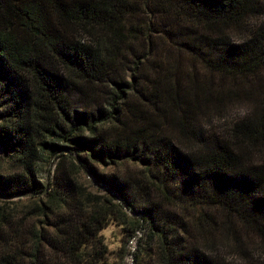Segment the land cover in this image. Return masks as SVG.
<instances>
[{
    "label": "trees",
    "instance_id": "trees-1",
    "mask_svg": "<svg viewBox=\"0 0 264 264\" xmlns=\"http://www.w3.org/2000/svg\"><path fill=\"white\" fill-rule=\"evenodd\" d=\"M239 97L250 113L208 132ZM259 149L264 0H0V264H103L111 223L145 226L135 264H264ZM216 213L240 262L207 242Z\"/></svg>",
    "mask_w": 264,
    "mask_h": 264
},
{
    "label": "rangeland",
    "instance_id": "rangeland-1",
    "mask_svg": "<svg viewBox=\"0 0 264 264\" xmlns=\"http://www.w3.org/2000/svg\"><path fill=\"white\" fill-rule=\"evenodd\" d=\"M208 79H210V77ZM211 83L214 86H221L224 88L229 87L232 89L233 87L235 90L236 89L241 90V88L243 89V87H248L249 85H251L247 82L244 83V81H240V80H231L228 78L220 79L217 76L211 78ZM251 86H254V84L252 83ZM229 104L231 105L227 108L228 110L223 119L219 121V120H215L214 117V119L211 120V122L207 126L208 132H213L214 134H219V135L221 134L223 135L225 133L227 134V129L229 126L246 117L253 109L252 105L250 104V101L245 100V97H239L236 99V101ZM255 157L258 163L264 162V149H259V151L256 152ZM5 170L6 168H4V166L1 165L0 172H3ZM53 170H54V166L50 164L44 165L41 168V174L39 175V177L43 185H46L47 176L52 175ZM115 170L117 169L112 168L108 170H102V173L104 175H109L114 173ZM81 175H82V182L85 184L86 188H88L90 192L96 193L97 189L100 187L95 185L94 182L89 181L84 174ZM101 189L102 190L100 191L105 192L106 188L104 187ZM225 219L226 217L222 214L216 213L213 216V221L219 227V231H217L214 234V237H212L211 234H207V238H208L207 242L211 243L212 240L216 239L218 242L211 245V247L218 257H222L228 261L240 262L241 254L237 248V246L239 245L232 238V234L230 233V231H228V233L231 236H229L227 240H224L223 238L220 237L221 232L222 234L224 232L221 226L222 223H224ZM228 223H231V221L228 220ZM232 223L235 224V228L237 229V234L240 235V238L244 241L245 246L248 247L249 249H253V251H258L259 243L256 237L251 232H247L244 229L240 228L239 226H236V223L233 220ZM146 236L147 234L145 231V226H142L141 230L137 232L132 239L127 240L126 234L123 231V229L120 226L111 223L101 232L103 243L106 245L107 248L106 257L104 258L102 263L103 264H135L134 254L137 253L140 247L144 246L147 243ZM191 241H193V239ZM223 241L225 242V244L222 243ZM151 252H155L154 246H152Z\"/></svg>",
    "mask_w": 264,
    "mask_h": 264
},
{
    "label": "water",
    "instance_id": "water-1",
    "mask_svg": "<svg viewBox=\"0 0 264 264\" xmlns=\"http://www.w3.org/2000/svg\"><path fill=\"white\" fill-rule=\"evenodd\" d=\"M74 161L78 164V161L76 160V159H74ZM82 173L88 178V180L89 181H91L92 182V180H91V177L89 176V174L87 173V171L85 170V169H82ZM49 176V175H48ZM48 176H47V179H48ZM47 185H46V187H45V191L44 192H46L47 191ZM3 197H1V199H2ZM4 199H8V198H4Z\"/></svg>",
    "mask_w": 264,
    "mask_h": 264
}]
</instances>
